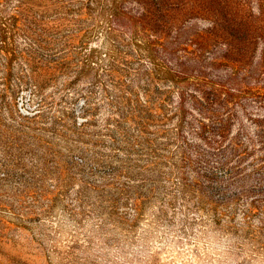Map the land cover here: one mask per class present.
<instances>
[{
  "label": "rangeland",
  "instance_id": "1",
  "mask_svg": "<svg viewBox=\"0 0 264 264\" xmlns=\"http://www.w3.org/2000/svg\"><path fill=\"white\" fill-rule=\"evenodd\" d=\"M0 264H264V0H0Z\"/></svg>",
  "mask_w": 264,
  "mask_h": 264
},
{
  "label": "trees",
  "instance_id": "2",
  "mask_svg": "<svg viewBox=\"0 0 264 264\" xmlns=\"http://www.w3.org/2000/svg\"><path fill=\"white\" fill-rule=\"evenodd\" d=\"M165 67H167V69H166V73H169V74H178V72L180 71L179 70V68H180V66H179V64H174V65H172V66H168V63H166V65H165ZM183 69V71H185L184 70V68H182ZM107 71H116V69H115V67H110V68H108V70Z\"/></svg>",
  "mask_w": 264,
  "mask_h": 264
}]
</instances>
